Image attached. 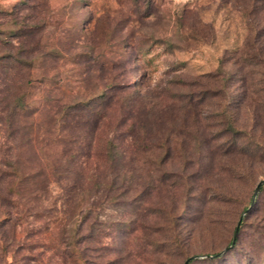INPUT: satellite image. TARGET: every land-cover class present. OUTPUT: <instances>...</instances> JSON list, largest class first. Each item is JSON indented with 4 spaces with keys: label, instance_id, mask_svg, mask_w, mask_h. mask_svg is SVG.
Wrapping results in <instances>:
<instances>
[{
    "label": "trees",
    "instance_id": "1",
    "mask_svg": "<svg viewBox=\"0 0 264 264\" xmlns=\"http://www.w3.org/2000/svg\"><path fill=\"white\" fill-rule=\"evenodd\" d=\"M246 1L244 16L250 39L244 49H249L258 43L257 31L264 35V0ZM120 43L129 48L124 40ZM39 51L23 49L0 56V62L9 65L2 68L5 79L12 80L6 86L15 90L12 96L0 98V128L6 138L0 146V264H6L9 256L23 263L26 254L37 249H43L40 255L50 254L51 260L56 258L62 264H81L94 251L127 256L142 264H167L176 248V216L169 211L159 217L148 209L153 207L144 196L167 183L171 171L165 166L176 159L178 143L185 161L193 157L189 147L225 159L234 154L250 157L254 151H264V145L248 131L236 129L226 113L213 135L203 130V109L214 88L218 90L211 98L223 94L218 107L225 112L226 91L218 80L220 75L203 76L210 83L202 82L187 94L144 96L128 74L134 71L135 56L128 50L116 51L115 61L106 69L101 64L103 54H76L83 63L79 67L83 78L95 81L92 92L69 100L47 99L33 108L26 95ZM245 54L244 63L256 58ZM55 56L58 52L52 53ZM11 59H15L13 64ZM187 139L191 144L185 148ZM242 139L250 144L243 145ZM213 141H218L216 146ZM140 167L155 186L134 182L140 177ZM176 177L184 180L188 176L181 173ZM257 184L250 197L253 207L245 208L247 218L236 223L228 246L232 247L224 255L207 254L200 261L219 264L224 256L235 253L245 229L254 228L256 246L249 262L264 264V203L260 200L264 183L254 198ZM194 196L196 206L209 203L205 193ZM135 203L137 209L147 212L142 217L125 208L124 217L130 213L136 215L134 219L115 224L102 221L101 211ZM248 217H254L257 225L248 227ZM18 235L25 240L19 241ZM105 237L113 243H105ZM187 260L188 264L196 261L187 257L183 264Z\"/></svg>",
    "mask_w": 264,
    "mask_h": 264
},
{
    "label": "rangeland",
    "instance_id": "2",
    "mask_svg": "<svg viewBox=\"0 0 264 264\" xmlns=\"http://www.w3.org/2000/svg\"><path fill=\"white\" fill-rule=\"evenodd\" d=\"M246 3V0H0V56L40 48L26 95L33 108L47 99L69 100L92 92L95 81L83 78L79 68L83 63L80 57H75L83 51L103 54V69L115 61L116 51L134 54L131 64L134 71L128 74L140 85L144 96L187 94L197 90L196 86L202 82L210 83L203 76L220 75L218 80L226 91L222 101L225 112L218 107L223 94L211 98L218 90L214 88L203 109L206 119L201 124L203 130L213 135L223 124L226 113L236 129L248 131L264 145V35L257 31L256 46L244 49L250 39L244 16ZM29 26L35 29L30 30ZM123 40L129 48L119 45ZM54 52L59 55L56 59L52 57ZM245 53L256 58L244 63ZM7 66V61L0 62V98L12 96L15 91L6 86L12 82L5 79L2 70ZM179 80L186 85L178 83ZM177 127H181L180 122ZM5 140L0 128V146ZM242 142L250 144L246 139ZM184 143L185 148L191 144L188 139ZM217 143L213 141V146ZM177 147L176 159L165 166L171 171L167 183L144 197L153 207L148 209L159 217L167 216L169 211L176 216V248L167 264H183L187 257L196 260L193 264H206L200 260L207 254L224 255L237 221L247 218L245 208L253 207L250 197L257 182L264 180V151H254L250 157L234 154L221 159L189 147L193 157L185 161L179 155L180 142ZM144 171L140 167V173L137 172L140 177L134 182L143 187L155 186ZM181 173L188 177L179 180L176 175ZM204 193L209 203L196 206V199L192 198ZM260 200L264 203V191ZM128 204L101 211L102 221L115 224L134 219L136 215L130 213L124 217L125 208L140 217L147 213L137 209V203L133 207ZM248 218V227L257 225L254 217ZM253 235L254 228L245 229L234 253L237 256H224L219 264H251V252L256 246ZM122 236L123 233L118 242ZM24 238L18 235L19 241ZM103 241L113 243L110 237ZM42 250L26 254L23 263L9 256L6 264H62L56 258L51 260L50 254L40 255ZM81 264L142 262L94 251L87 253Z\"/></svg>",
    "mask_w": 264,
    "mask_h": 264
},
{
    "label": "water",
    "instance_id": "3",
    "mask_svg": "<svg viewBox=\"0 0 264 264\" xmlns=\"http://www.w3.org/2000/svg\"><path fill=\"white\" fill-rule=\"evenodd\" d=\"M263 183H264V180L260 181V182L257 184L256 189H255V192H254V198L257 196V194H258V192H259V189H260V186H261ZM248 211H249V210H247L245 213H247ZM236 235H237V233L235 234V237H236ZM230 247H232V245H231ZM230 247L226 248L225 251H227L228 249H230ZM188 261H189V260H187V261L185 262V264H188Z\"/></svg>",
    "mask_w": 264,
    "mask_h": 264
}]
</instances>
